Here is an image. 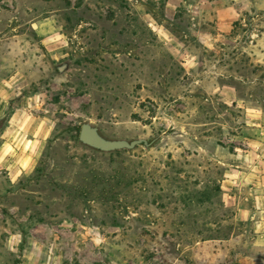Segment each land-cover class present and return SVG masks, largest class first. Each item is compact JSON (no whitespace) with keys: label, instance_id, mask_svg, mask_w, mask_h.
<instances>
[{"label":"rangeland","instance_id":"374dc122","mask_svg":"<svg viewBox=\"0 0 264 264\" xmlns=\"http://www.w3.org/2000/svg\"><path fill=\"white\" fill-rule=\"evenodd\" d=\"M0 105V264H264V0H0Z\"/></svg>","mask_w":264,"mask_h":264},{"label":"crops","instance_id":"0c3cea01","mask_svg":"<svg viewBox=\"0 0 264 264\" xmlns=\"http://www.w3.org/2000/svg\"><path fill=\"white\" fill-rule=\"evenodd\" d=\"M254 140L255 141L253 143H255V144L253 147H250V148L247 147L246 149H242L241 151H240V149L236 150V151H240L243 154L244 159H247L249 161V163L253 164L252 168L248 169L247 172L237 171L239 168H242L243 165L245 166L243 161L240 160L237 162V164L235 166H231V167H233L232 170L226 171L228 173V175H226L227 179H225V181H223L222 186L218 192V195L225 197L226 200H230V201L235 200V194L233 193L234 190L231 189V187L234 186V184H237V182L235 180H233L236 177L231 175L230 174L231 172L238 173L241 176H243V180L251 182L252 188H248V189H250V191L253 192V194H252L253 196L258 197V199H260V197H264V190H261V186H263V185H261V183L264 180V173L262 171L263 169L257 167L260 164H262V161H263L262 157L260 156V153L262 150L259 152V148H258V146L261 145V142H260L261 138L259 136H256ZM6 146L7 145L4 144V146L0 149V151L5 150ZM13 159H11L10 162H12ZM239 186H240V184H239ZM247 195H251V194L247 193Z\"/></svg>","mask_w":264,"mask_h":264},{"label":"water","instance_id":"95a60500","mask_svg":"<svg viewBox=\"0 0 264 264\" xmlns=\"http://www.w3.org/2000/svg\"><path fill=\"white\" fill-rule=\"evenodd\" d=\"M62 72V69H59ZM4 122L0 121V131L3 127ZM75 126L79 127L78 143L89 150L110 154L121 151H133L137 147H151L154 143L148 142L144 139L137 140H111L104 137L99 131L98 127L92 125L86 121H76Z\"/></svg>","mask_w":264,"mask_h":264},{"label":"trees","instance_id":"16d2710c","mask_svg":"<svg viewBox=\"0 0 264 264\" xmlns=\"http://www.w3.org/2000/svg\"><path fill=\"white\" fill-rule=\"evenodd\" d=\"M7 117H8V116H5V117H4V119H2L1 121H2V122H4V121H5V119H6Z\"/></svg>","mask_w":264,"mask_h":264},{"label":"bare ground","instance_id":"6f19581e","mask_svg":"<svg viewBox=\"0 0 264 264\" xmlns=\"http://www.w3.org/2000/svg\"><path fill=\"white\" fill-rule=\"evenodd\" d=\"M2 111V106L0 105V112Z\"/></svg>","mask_w":264,"mask_h":264}]
</instances>
